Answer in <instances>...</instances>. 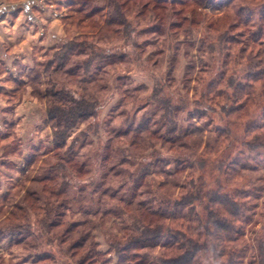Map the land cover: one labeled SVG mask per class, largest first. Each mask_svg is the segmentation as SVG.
Returning <instances> with one entry per match:
<instances>
[{
    "label": "rangeland",
    "instance_id": "1",
    "mask_svg": "<svg viewBox=\"0 0 264 264\" xmlns=\"http://www.w3.org/2000/svg\"><path fill=\"white\" fill-rule=\"evenodd\" d=\"M21 1L0 0V4L5 2L8 8H16L21 6ZM75 1L23 0L28 12L40 17L39 24L51 20L45 26H57L60 36L55 37L47 49H37L33 65L23 66L22 74L19 71L15 81L10 79V88L0 92V101L10 105L7 113L0 115V122H6L0 131V264H32L42 253L53 257L54 262L49 259L37 264H77L81 250L88 244L102 253L101 258L108 260V264H116L119 258L110 243L125 234L127 227L126 233L131 232L130 211L135 210L138 203L157 208L164 204L163 199L174 201L187 191L195 192L190 175L194 166L196 171L201 165L200 176L197 179L198 174L195 175L194 180L201 183L199 202L204 205L207 191L215 189L218 173H229L228 165L232 160L241 163L238 173L241 177L235 176L229 183L224 176L219 178L227 191L250 192L251 216L237 249L243 257L241 264H251L256 260L254 237L264 222V94L255 82L264 69V41L252 43L246 38L247 41L240 39L242 43L229 44L233 33L241 37L242 28L215 31L208 21L211 16L223 15L214 10L221 5L222 10L230 8L233 13H250L251 21L262 25L258 31L257 27H249L254 40L261 29L264 31V20H258L264 13L263 0H194L193 8L184 4L191 0L174 1V5L169 4L171 0H162L164 2L157 3L159 8L145 11L140 5L133 11L121 7L128 17V28L123 31L118 24H112L110 29L116 33L90 42L105 53L121 55L123 62L114 68L105 66L107 74L103 83L106 87L98 83V89L94 90L100 107L91 127L85 122L77 124L69 131L67 145L58 151L54 149L43 112V99L35 93L43 94L48 87L46 83H52V79L66 83V87L79 94L93 91L90 85L78 82L84 75L81 66L87 57L85 53L73 55L58 73L50 74L51 68L43 72L64 43L77 37L79 41L82 34H89L86 24L90 20L83 18L84 27L77 26L74 20V9L81 7L84 0ZM85 1L87 9L82 15L97 7L98 14L94 18L103 21L115 5L108 0ZM116 2L120 4L122 0ZM173 12L178 15L171 16ZM177 21L178 26H171ZM97 27L92 30L96 32ZM79 49L86 53L90 50L87 45ZM239 50H246L245 55L241 57ZM94 63L92 69H97V62ZM70 68L78 69L75 77L66 74ZM223 72H226L224 81ZM220 78L222 84L217 91L224 95H232L238 82L244 84L251 78L256 106L250 109L246 122L229 123L233 120L226 115L228 104L208 95L209 87ZM26 95L36 102L32 110L37 105L38 108L35 115L34 111L25 114L28 118L21 134L14 122L10 123L15 120L9 112L14 110L17 100ZM168 100L179 111L169 114L166 120L161 119L165 111L161 102ZM135 127L149 129L153 133V144L148 145L144 131L135 132ZM135 133H138L136 138ZM255 137L262 146L251 145ZM191 142L196 143L195 149L190 148ZM107 147L112 148L111 156L104 163ZM55 154L64 160L73 156L86 162L89 169L88 174L78 177L67 170L69 195L62 205V200L43 194L36 182L46 175L48 165L57 161L52 158ZM28 191H35L37 197H32L39 201L36 209L27 207L24 217L23 200ZM44 208L48 211L44 212ZM206 237L203 234L201 239ZM147 241L150 246L136 251L143 259H136L134 264L157 263L156 257L169 248V232L164 230L154 241ZM212 256L209 250L204 252L202 263L218 264Z\"/></svg>",
    "mask_w": 264,
    "mask_h": 264
},
{
    "label": "trees",
    "instance_id": "2",
    "mask_svg": "<svg viewBox=\"0 0 264 264\" xmlns=\"http://www.w3.org/2000/svg\"><path fill=\"white\" fill-rule=\"evenodd\" d=\"M108 1L110 4L115 3V5H113L112 11L109 12V17L106 20L104 19V21L94 18V15L98 14L97 7H92V9L87 11L85 15H82L84 10L87 9L85 0L80 3L81 7L74 9L76 12V18H74V20L77 26H80L81 24V26L84 27L85 24L82 25V21H84V19L90 20L88 23L89 25L86 24V29H89V34H82L83 36L81 35L82 37H80L81 39L79 41V38L77 37L78 39L73 38L69 40L68 43H64L58 52L54 54L53 61H49L48 66L43 71L45 73L51 68L50 74L58 73V71L64 69L65 65L73 55L85 53L87 57L83 61V66H81L84 75L78 82L90 85V88L93 89V91H89L86 95L79 94L76 90L66 87V83L52 79V83H50V81L46 83L48 87L43 94L39 92L35 93L43 99L44 113L51 130L52 143L55 150L59 151L67 145L69 131L77 124L85 122L87 123V127H91L93 119L97 116L100 107V99L98 98L97 92L94 90L98 89V83L103 84L102 86L106 87V85L104 86L105 83H103L104 76L107 74L105 66L114 68L117 63H122L124 59L121 58V55H117L116 53H105V51L99 47L96 48L94 42L90 41L94 40V38L99 39V37L105 36L108 33H116L117 31L110 29L112 24H118L123 31L128 28L129 20L126 13L121 11V7H124L126 11H133L140 5L142 11H145L148 10V8H150V10L151 8H159L157 3L164 2L165 0H122V3L120 4H117V0ZM174 1L179 2L180 0H171L169 4L174 5ZM71 2L75 3L76 1L71 0ZM184 4H190L193 8V5L196 3L194 0H191ZM169 8L172 10V7ZM229 9L230 8L222 10V5L214 8L218 13L223 12V15L211 16L208 21L209 25L215 28V31H217L218 28L222 29L224 32H228L230 29H236L237 26L242 28L243 33L241 37H238V35L233 33L229 38V44L238 42L242 43L244 40L247 41L246 38L252 43H256L257 40H259L260 43L264 41V31L262 29L258 36L252 40L251 36L254 33L253 31H249L252 30L249 27H257L255 28L256 31L262 27L260 22L251 21L252 14H243V11L233 13L230 12ZM177 15L178 13L175 14L174 12L171 14V16ZM258 20H264V13L258 17ZM96 24L98 25V30L95 32L92 29L97 26ZM173 24H177L176 26H178L179 21H177V23H171V26H173ZM240 39L243 40L241 41ZM82 45H87L90 50L86 53L83 49H79ZM245 52L246 50H239L241 57L245 55ZM94 62H97V69H92V66L95 64ZM53 64L56 65L53 66ZM225 66H227V64H225ZM67 70L68 71L65 72L68 76L75 77L76 70L78 69L70 68ZM224 74H226V72H223V81L225 78ZM250 80L251 78H249L248 82L246 81L247 83L245 82L244 84L238 82L234 87L233 92H231L232 95H224L222 92L217 91L218 86L222 84L221 78L220 81L213 84L214 86L211 85L214 80L210 83L211 86L209 87L208 95L210 97L212 96V99L219 98L218 101L222 100L225 105L228 104L226 115L230 120H233L229 121V123L235 124L236 122H246V120H248L247 118L251 115L250 109L256 106V100L253 97L254 91L251 90L252 86H250ZM255 82L259 83L262 93L264 94V69L260 71V75L256 77ZM246 87H250V89L247 90ZM160 99L164 100L166 98L161 97ZM161 104L163 109L165 108V111L161 114V119L166 120L169 114L172 112L176 114L179 111V108L172 105L169 100L162 101ZM173 118L170 122H173ZM169 128L171 129L170 125ZM139 130L144 131L148 139V145H152L151 138L153 133L149 129H146V127H135L134 129L135 132ZM246 132H248V129ZM137 135L138 133H135L133 136L136 138ZM259 136L260 134H258V137ZM4 137H6V135H4ZM258 137L253 139L251 144L253 147L262 146V143L258 141ZM218 141L219 138H217V143ZM195 147H197L196 143L191 142L190 148L195 149ZM67 148H70V146H67ZM107 150V155L109 157L107 155L106 158L104 157V163L110 158L112 148L107 147ZM52 158H57V161L49 164L46 160V164H49L48 172L43 177L38 178L36 182L40 184L41 192H43V194H49V196L54 197L56 200H62L60 202V205H62L63 202L68 199L69 195L68 191L70 185H67L68 182L65 177L67 170H69L74 176L78 177L83 176L86 173L88 174L89 169L86 162H80L73 156H68L64 160L57 157L55 154ZM43 163L45 164V162ZM241 166V163L232 160L228 165L229 173L223 174L219 172V177L224 176L223 178L226 183L232 182L235 176L241 177V175L238 174ZM195 168L196 167L194 166V171L190 175L191 183H193V185L195 184V187L193 186L195 192L187 191L174 201L171 199L165 201V199H163L161 203H164L163 205L165 206L162 205L157 208L146 205L145 203H138L135 210L130 211L131 221L129 226L132 229L130 230L131 232L126 233L128 230L127 227V230L124 231L125 234L123 233L121 237L115 238V241L110 243V246L113 247L114 252L119 258L116 264H134L136 259L142 260L143 255L136 253V251L150 246V242L147 240L154 241V239L158 238L164 230L169 232V248L165 254L156 257V261L158 262L155 264H203L201 258L204 252L208 250L212 253V258H214L215 263H243L242 254L240 255L237 246L239 240L243 236L244 226L248 223L251 216L249 214L251 203L250 200L248 201L250 192L239 189L227 191L221 184V178L217 177L218 179L215 180V189L210 188V190L207 191L204 196L207 200L203 205L199 202V199L202 196V189H200L201 183L198 184L197 181L194 180L195 175L198 174L197 179L200 176L201 165H199V168L196 171ZM35 195V191H28L24 195L23 201L25 202L26 207L23 209L24 217L26 216L27 207L29 210L37 208L35 204L39 201V198L34 199L32 196L37 197ZM48 204L50 203H47V205ZM38 209H41V206L38 207ZM19 210L22 209L19 208ZM43 210L44 212L48 211L47 208H44ZM73 227H75V225L71 226L70 230H72ZM203 234H206L208 237H206V239H201ZM253 246L256 253V260H252L250 263L264 264V222L257 230ZM74 255L75 254L72 256ZM101 256L102 253L96 251L92 244H88L81 250L80 257L76 263L108 264V260L106 261L101 258ZM49 259L54 262L53 257L51 258L47 253H42L32 260V264L47 262Z\"/></svg>",
    "mask_w": 264,
    "mask_h": 264
},
{
    "label": "crops",
    "instance_id": "3",
    "mask_svg": "<svg viewBox=\"0 0 264 264\" xmlns=\"http://www.w3.org/2000/svg\"><path fill=\"white\" fill-rule=\"evenodd\" d=\"M0 4V92H5L10 88V79L15 81L18 72L22 74L23 66L31 67L35 62L36 50L47 49L52 45L55 37L60 36L57 26H45L47 23H40V17L35 13L28 12L23 0L21 6L8 8L4 3ZM32 12H34L32 10ZM27 15V16H25ZM27 19H24V18ZM24 19V20H23ZM24 21V22H23ZM55 22L52 20V24ZM50 33H52L50 35ZM20 69V70H19ZM35 101H30V96H24L23 99L17 100L14 104V110L10 111V116L18 132L23 134V124L26 123L28 111L37 112L38 105L32 110ZM41 103V102H40ZM10 105L8 102L0 101V115L4 116ZM39 107H43L39 105ZM44 112V111H43ZM37 117V116H36ZM34 120V118H33ZM4 121V120H3ZM2 121V122H3ZM6 122H0V131L5 127ZM6 133L2 134L4 137Z\"/></svg>",
    "mask_w": 264,
    "mask_h": 264
}]
</instances>
